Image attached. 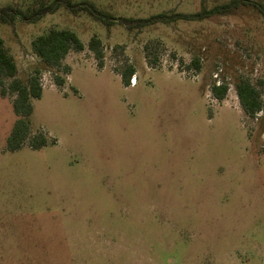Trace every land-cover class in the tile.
I'll return each instance as SVG.
<instances>
[{
    "label": "rangeland",
    "instance_id": "1",
    "mask_svg": "<svg viewBox=\"0 0 264 264\" xmlns=\"http://www.w3.org/2000/svg\"><path fill=\"white\" fill-rule=\"evenodd\" d=\"M88 1L135 18L203 7V0ZM36 2L0 7L25 11ZM54 28L74 31L86 49L68 55L63 87L42 76L29 120L46 146L8 149L17 117L0 94V264H264L263 15L241 5L133 31L64 8L34 23L18 16L0 22V38L23 80L38 64L32 41ZM93 36L103 42V69L88 49ZM149 42L155 69L145 57ZM126 64L136 71L131 86L115 71ZM241 79L262 101L255 118L241 106ZM223 83L221 101L215 86Z\"/></svg>",
    "mask_w": 264,
    "mask_h": 264
},
{
    "label": "trees",
    "instance_id": "2",
    "mask_svg": "<svg viewBox=\"0 0 264 264\" xmlns=\"http://www.w3.org/2000/svg\"><path fill=\"white\" fill-rule=\"evenodd\" d=\"M202 9L196 13H159L145 18L114 16L110 12L99 8L94 2L88 0H37L25 11L11 5L0 7V22L13 24L18 16L34 23L48 14H54L61 8L72 13H86L94 19L102 22L108 28L115 24L126 27L129 31L142 30L147 27L162 23L170 24L179 20L200 21L213 15H227L233 13L241 5L252 6L264 17V4L252 0H231L229 3L207 9L205 0L202 1ZM86 45L78 35L70 29H50L47 33L36 37L32 41V51L38 58V64L33 68L26 80L20 77V71L16 60L5 41L0 38V94L12 99L13 110L17 117L11 135L8 138V149L16 151L22 148L28 141L33 149H40L48 144L44 133L33 135L30 127V116L33 113V100L42 95V76L49 74L53 85L61 88L67 81L70 66L65 63L71 52H83ZM88 49L93 54L99 69L104 68V47L102 40L93 36L88 43ZM156 43L149 42L145 45V57L150 68H158L157 58H153ZM192 65L200 69L199 60L192 61ZM119 72L126 86L132 85L135 78V68L126 64ZM67 77V78H66ZM236 89L244 112L255 118L262 110V101L259 99L257 89L250 80L241 79L236 83ZM228 91L226 83L215 86V92L219 100H224Z\"/></svg>",
    "mask_w": 264,
    "mask_h": 264
},
{
    "label": "built area",
    "instance_id": "3",
    "mask_svg": "<svg viewBox=\"0 0 264 264\" xmlns=\"http://www.w3.org/2000/svg\"><path fill=\"white\" fill-rule=\"evenodd\" d=\"M134 83V79L132 80V84Z\"/></svg>",
    "mask_w": 264,
    "mask_h": 264
},
{
    "label": "crops",
    "instance_id": "4",
    "mask_svg": "<svg viewBox=\"0 0 264 264\" xmlns=\"http://www.w3.org/2000/svg\"><path fill=\"white\" fill-rule=\"evenodd\" d=\"M66 60H67V59H66ZM66 60H65V63H67Z\"/></svg>",
    "mask_w": 264,
    "mask_h": 264
}]
</instances>
